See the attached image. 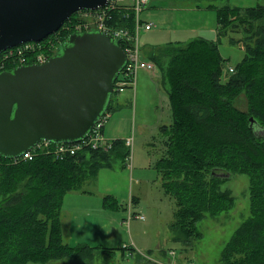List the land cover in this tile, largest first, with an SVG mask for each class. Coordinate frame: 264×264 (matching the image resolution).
<instances>
[{"label":"trees","instance_id":"16d2710c","mask_svg":"<svg viewBox=\"0 0 264 264\" xmlns=\"http://www.w3.org/2000/svg\"><path fill=\"white\" fill-rule=\"evenodd\" d=\"M209 7L216 9L219 40L241 34L230 37L245 51L234 71L224 74L225 60L217 44L204 38L143 48L145 57L163 72L173 115L171 124L161 126L169 136L170 151L156 168L166 192L176 201L175 219L185 228L189 220L194 227L205 212L215 215L233 206L232 190L221 188L227 178L213 168L247 174L250 216L225 244L221 260L222 264H264V137L250 127L254 117L264 128V3ZM75 17L74 13L41 42L50 48V41L66 40L72 32L66 25ZM124 21L134 31L132 20ZM241 94L246 108L240 110L235 100ZM111 107L110 103L107 111ZM112 144L110 149L85 148L63 158L40 153L16 161L0 155V264H47L68 254L90 255L93 246L85 243L69 250L71 245L63 239L62 206L66 192L80 188L85 177L96 178L116 159L127 164L130 147L125 139H113Z\"/></svg>","mask_w":264,"mask_h":264},{"label":"rangeland","instance_id":"374dc122","mask_svg":"<svg viewBox=\"0 0 264 264\" xmlns=\"http://www.w3.org/2000/svg\"><path fill=\"white\" fill-rule=\"evenodd\" d=\"M259 3L264 0H149L141 17L153 25L151 29L138 28V43L145 48L204 38L217 44L226 74L244 57V49L230 41L231 36L241 34L230 33L219 40L216 9L209 5L245 8ZM143 48L142 57L149 61ZM134 83L123 90L115 89L103 128L108 140L132 139L127 164L116 159L112 167H102L96 178L85 177L81 184L85 183L86 191L71 190L64 196L61 223L63 237L72 246L68 245L69 250L80 242L93 249L87 257L68 254L47 264H222L225 244L250 216V178L213 168L227 178L221 188L232 190L233 206L215 215L205 212L194 227L191 220L186 228L180 219L176 221V201L166 192L156 168L169 150V136L161 128L172 123L167 84L156 63L154 72L139 68ZM235 105L245 109V95L237 97ZM256 133L264 137V128L257 127ZM110 202L116 207L109 206Z\"/></svg>","mask_w":264,"mask_h":264},{"label":"water","instance_id":"95a60500","mask_svg":"<svg viewBox=\"0 0 264 264\" xmlns=\"http://www.w3.org/2000/svg\"><path fill=\"white\" fill-rule=\"evenodd\" d=\"M109 0H0V53L58 31L76 11ZM127 63L118 38L98 30L72 32L44 63L0 71V155L21 156L41 140L77 142L107 112ZM254 117L250 127L259 128Z\"/></svg>","mask_w":264,"mask_h":264},{"label":"built area","instance_id":"2783aa9c","mask_svg":"<svg viewBox=\"0 0 264 264\" xmlns=\"http://www.w3.org/2000/svg\"><path fill=\"white\" fill-rule=\"evenodd\" d=\"M148 1L133 0L132 3H126L123 0H109L108 4L102 8L79 10L74 21L66 25L67 30L72 32L98 29L120 40L127 54V63L117 78L116 90H123L127 85L134 86V77L139 68H147L154 72L155 63L151 60L143 59L142 48L138 43V28L144 26L146 29H151L153 25L151 21L143 20L141 17ZM116 13L121 14V18L116 17ZM127 19L132 20L134 31L124 21ZM57 41L58 43L50 41V48L46 42L25 41L4 50L0 53V71L6 69L7 64L17 66L28 61L32 63H44L48 61L57 52L59 45L65 40L62 41L61 38H57ZM233 70L231 67L230 71ZM105 115L95 124L86 137L77 142L53 143V145L48 140H41L21 156L13 159L16 161L18 159L31 160L40 153H54L57 157L63 158L69 154H76L85 148L110 149L113 145V140H108L104 135ZM125 143L127 146H130L133 141L129 138ZM137 216L144 218L141 214H137Z\"/></svg>","mask_w":264,"mask_h":264},{"label":"crops","instance_id":"0c3cea01","mask_svg":"<svg viewBox=\"0 0 264 264\" xmlns=\"http://www.w3.org/2000/svg\"><path fill=\"white\" fill-rule=\"evenodd\" d=\"M143 48V47H142ZM163 81H164V78H163ZM165 83V82H164ZM165 84H167V83H165ZM167 92H168V84H167ZM171 104V103H170ZM172 121H173V115H172ZM171 124V123H170ZM166 125H169V124H166ZM116 138H121V137H116ZM116 138H114V139H116ZM85 184V183H84ZM84 184L80 187V188H78V189H75V190H82L83 192L84 191H86L85 189H83V186H84ZM63 229V228H62ZM63 233H64V229H63ZM63 239H64V237H63ZM64 241H65V239H64ZM66 242V241H65ZM68 243V242H67ZM80 243H84V242H80ZM85 244H88V243H85ZM88 245H90V244H88Z\"/></svg>","mask_w":264,"mask_h":264},{"label":"bare ground","instance_id":"6f19581e","mask_svg":"<svg viewBox=\"0 0 264 264\" xmlns=\"http://www.w3.org/2000/svg\"><path fill=\"white\" fill-rule=\"evenodd\" d=\"M41 41H42V40H41ZM41 41H40V42H41Z\"/></svg>","mask_w":264,"mask_h":264}]
</instances>
